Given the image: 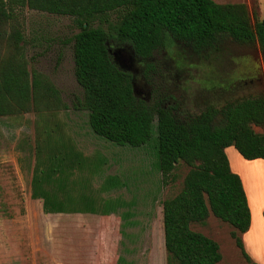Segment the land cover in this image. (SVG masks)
I'll return each mask as SVG.
<instances>
[{
  "label": "trees",
  "instance_id": "obj_1",
  "mask_svg": "<svg viewBox=\"0 0 264 264\" xmlns=\"http://www.w3.org/2000/svg\"><path fill=\"white\" fill-rule=\"evenodd\" d=\"M46 12L73 19L74 79L81 90L72 106L86 114L97 137L117 146L152 144L160 183L173 180L180 161L188 169L179 190L161 200L162 242L166 264H218V244L192 230L210 213L231 226L230 237L242 257L240 264H257L245 253L239 234L249 225V210L241 181L228 166L224 148L232 146L247 160L264 158V94L243 98L221 108L205 107L186 119L163 106V96L144 100L133 95L130 74L112 61L109 44L129 46L136 56L151 58L173 43L194 51L212 47L222 37L256 44L264 52V19L250 22L243 2L214 0H0V116L33 111V142L28 146L32 168L29 196L38 199L43 213L108 215L124 202L101 192L123 185L106 175L92 187L106 158L83 155L65 134L54 111L63 107L55 87L40 73L26 68L21 52L23 35L16 10ZM115 14L104 29L93 19ZM21 43V45L19 44ZM154 73L145 64L144 76ZM64 108V107H63ZM217 117V118H216ZM216 118V119H215ZM155 134V142L150 140ZM129 223L128 211L120 214ZM264 217V213H263Z\"/></svg>",
  "mask_w": 264,
  "mask_h": 264
},
{
  "label": "rangeland",
  "instance_id": "obj_2",
  "mask_svg": "<svg viewBox=\"0 0 264 264\" xmlns=\"http://www.w3.org/2000/svg\"><path fill=\"white\" fill-rule=\"evenodd\" d=\"M246 8L251 23L264 19V0H249ZM16 15L26 68L40 73L57 90L64 108L55 110L54 115L63 131L83 155L106 158L92 187L106 175H117L123 185L100 195L125 205L108 215L43 213L40 200L29 196L32 158L27 148L33 142L38 117L33 111L0 116V264H166L161 200L179 190L188 167L179 161L173 180L168 177L161 184L151 143L131 148L95 136L86 124L85 112L72 106L81 94L72 62V35L78 26L70 17L26 7L16 10ZM114 19L115 14L110 13L101 22L93 19L90 26L106 29L107 21ZM151 59L154 73L143 75L144 79L134 74L139 95L145 96L147 90L150 95L163 96V106H172V113L181 119L205 107L218 110L264 94V52L256 44L222 37L212 47L194 51L173 43L154 52ZM253 77H261L262 82L250 83ZM252 130L263 133L264 126L252 125ZM149 140L155 142L154 133ZM230 151L238 155L232 147L227 154ZM123 211L129 213L127 224L120 216ZM190 228L216 241L221 256L218 264L243 262L227 223L209 213L203 223H191Z\"/></svg>",
  "mask_w": 264,
  "mask_h": 264
},
{
  "label": "crops",
  "instance_id": "obj_3",
  "mask_svg": "<svg viewBox=\"0 0 264 264\" xmlns=\"http://www.w3.org/2000/svg\"><path fill=\"white\" fill-rule=\"evenodd\" d=\"M214 1H218L217 3L226 1L243 2L245 5L249 4V0ZM229 147L232 146L224 148V153ZM227 152L225 156L228 166L232 172L238 175L241 181L249 210L248 228L239 234L242 246L245 253L253 262L264 264V158L247 160L242 158L237 151L238 155L233 151H230L228 154ZM238 156L242 159H239L240 157Z\"/></svg>",
  "mask_w": 264,
  "mask_h": 264
},
{
  "label": "flooded vegetation",
  "instance_id": "obj_4",
  "mask_svg": "<svg viewBox=\"0 0 264 264\" xmlns=\"http://www.w3.org/2000/svg\"><path fill=\"white\" fill-rule=\"evenodd\" d=\"M237 42V41H236ZM176 43V42H175ZM239 43H242V44H246V43H243V42H239ZM119 47L118 45L116 44H111V47H108V49L110 50L109 51V56L111 57L113 63L118 67V68H121L123 69L125 72H128L130 74V81H131V84L134 88V94L135 96L139 97V98H142L144 100H148L150 98V93L149 91H144L143 95H139V90L137 89L136 85H135V75L134 74H138L142 79H144V68H145V64L148 62V61H152L151 58H142V57H139V56H136L132 49L129 47V46H125V45H121V47H128V54L130 55V60L131 61H127V60H124V58H122V56L119 55H112V51L113 49ZM260 50V49H259ZM261 51V50H260ZM263 52V51H261ZM255 81V82H262L261 81V77H253V79H250L249 82L251 83L252 81Z\"/></svg>",
  "mask_w": 264,
  "mask_h": 264
},
{
  "label": "water",
  "instance_id": "obj_5",
  "mask_svg": "<svg viewBox=\"0 0 264 264\" xmlns=\"http://www.w3.org/2000/svg\"><path fill=\"white\" fill-rule=\"evenodd\" d=\"M128 47H127V50H126V48L125 47H117V48H115V49H113V50H111L112 51V55H119L120 54V56H122V58H124V60H127V61H131L130 59V55L128 54ZM109 49H107V52L109 53ZM120 70H122V71H124L123 69H121V68H119ZM131 90H132V93H133V95H135L134 94V88H133V86H132V84H131Z\"/></svg>",
  "mask_w": 264,
  "mask_h": 264
}]
</instances>
